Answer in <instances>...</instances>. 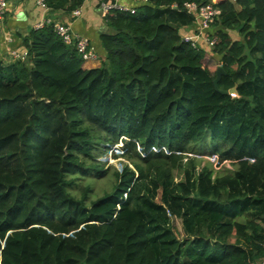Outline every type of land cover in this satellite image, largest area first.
I'll list each match as a JSON object with an SVG mask.
<instances>
[{"label":"trees","instance_id":"trees-1","mask_svg":"<svg viewBox=\"0 0 264 264\" xmlns=\"http://www.w3.org/2000/svg\"><path fill=\"white\" fill-rule=\"evenodd\" d=\"M83 1L45 3L71 12ZM186 2L210 0L110 9L96 67L51 24L22 36V59H0V264L264 258V0L217 4L215 55L201 37L181 40L200 33ZM219 63L218 88L237 97L214 88ZM119 141L133 168L88 199L79 180L106 174L95 153ZM199 148L234 168L200 166Z\"/></svg>","mask_w":264,"mask_h":264},{"label":"crops","instance_id":"crops-1","mask_svg":"<svg viewBox=\"0 0 264 264\" xmlns=\"http://www.w3.org/2000/svg\"><path fill=\"white\" fill-rule=\"evenodd\" d=\"M105 1L113 2V0H84L79 7L80 15L72 17L70 12L63 10L45 11L36 4V0H9L6 11L0 19V59L6 62L10 61V50L24 53L21 45L22 36L26 35L31 28H34L35 23L43 18L50 17L52 20L67 23L75 33L90 40L98 53V59L84 62L83 66L85 68L98 66L104 57L100 38L107 31L103 18L100 16V4ZM223 1L225 0H210V2H216L217 4ZM120 2L125 4L134 3L130 0H120ZM190 27L188 30L193 32L197 28V24L193 22ZM215 29L211 27V32H214ZM87 63H91V65H86Z\"/></svg>","mask_w":264,"mask_h":264},{"label":"built area","instance_id":"built-area-1","mask_svg":"<svg viewBox=\"0 0 264 264\" xmlns=\"http://www.w3.org/2000/svg\"><path fill=\"white\" fill-rule=\"evenodd\" d=\"M9 0H0V19L4 15L7 3ZM134 2L133 4H125L120 2V0H113V2H102L100 4V16L103 18L110 11V9H117L120 11H129L130 13L135 12L136 4L147 3L149 0H130ZM36 4L45 11L51 10L45 3V0H36ZM184 9L186 12L194 15V22L197 24V28L200 30V33L195 35L185 34L181 37V40L184 42L191 43L194 45V42L201 37L206 43V47L209 50H213L216 43V38L207 36L209 30L214 25V23L219 19L221 14V9L216 2H210L206 4H197L195 2H186L184 4ZM72 17H78L80 15L79 7L73 9L70 12ZM45 24H51L54 32L61 38V40L68 45L74 47L77 52L81 55L83 62L93 61L98 59V53L96 52L94 46L90 40L82 35L75 33L71 27L60 20H52L50 17L43 18L37 23L34 24V28H40ZM11 60L22 59L24 53L18 52L16 50L9 51ZM232 96H235V93H232ZM258 264H264V258Z\"/></svg>","mask_w":264,"mask_h":264},{"label":"rangeland","instance_id":"rangeland-1","mask_svg":"<svg viewBox=\"0 0 264 264\" xmlns=\"http://www.w3.org/2000/svg\"><path fill=\"white\" fill-rule=\"evenodd\" d=\"M212 61L214 60H211V62ZM86 65H91V63H87ZM122 146H123V142L119 141L116 144L113 145L109 144L107 147L103 148L102 153H98V151H96L95 153V155L97 156L96 160H99L104 164V168L107 169V172L102 176H97V177L86 176L85 180L83 179L79 180L80 183L82 184H85L87 181H89L92 187V191L89 193L88 199H95L110 190L111 185L114 182V176L112 175L113 171L120 172L123 170V167L126 165L131 169L133 168L132 165H130L128 161L124 159L123 156H119L124 152ZM204 149L205 148H199L198 150H200V152L195 154L196 158L197 157L199 158L200 166L207 165L208 167L214 170L215 174L220 171L221 172L228 171L234 168L235 165H233L229 160L219 161L220 153H215L208 148L206 150ZM123 197H126V192L123 194Z\"/></svg>","mask_w":264,"mask_h":264},{"label":"water","instance_id":"water-1","mask_svg":"<svg viewBox=\"0 0 264 264\" xmlns=\"http://www.w3.org/2000/svg\"><path fill=\"white\" fill-rule=\"evenodd\" d=\"M223 74H225L223 68H222L221 66H217V68H216V73H215V77H214V79L212 80V83H213L214 88H215L218 92L223 93V94H228V93L234 91L235 88H231V89H229V90H227V91H223V90L219 89V88H218V85H217V83H218L219 80H220V77H221Z\"/></svg>","mask_w":264,"mask_h":264},{"label":"clouds","instance_id":"clouds-1","mask_svg":"<svg viewBox=\"0 0 264 264\" xmlns=\"http://www.w3.org/2000/svg\"><path fill=\"white\" fill-rule=\"evenodd\" d=\"M213 55H215L214 54V49L211 51V50H209ZM217 66H221V64L219 63ZM232 93H235V90L234 91H232V92H230V93H228V94H230V96L231 97H237V95H236V93H235V96H232Z\"/></svg>","mask_w":264,"mask_h":264}]
</instances>
